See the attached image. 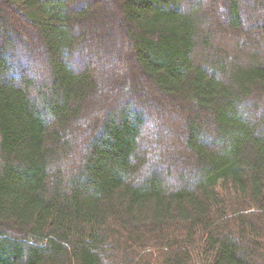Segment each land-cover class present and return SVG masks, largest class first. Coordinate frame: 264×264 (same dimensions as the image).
I'll list each match as a JSON object with an SVG mask.
<instances>
[{
	"label": "trees",
	"instance_id": "trees-1",
	"mask_svg": "<svg viewBox=\"0 0 264 264\" xmlns=\"http://www.w3.org/2000/svg\"><path fill=\"white\" fill-rule=\"evenodd\" d=\"M261 17L0 0V264H264Z\"/></svg>",
	"mask_w": 264,
	"mask_h": 264
},
{
	"label": "rangeland",
	"instance_id": "rangeland-1",
	"mask_svg": "<svg viewBox=\"0 0 264 264\" xmlns=\"http://www.w3.org/2000/svg\"><path fill=\"white\" fill-rule=\"evenodd\" d=\"M262 19H264L263 17H261ZM261 23H262V20H261ZM228 33V35H226V37H224V38H222V40H220V41H227V43L228 44H231V45H233V43H234V39H237L238 41H239V38L238 37H236V35L234 34V32H232V31H227ZM255 41H257V42H259L260 43V40L259 39H257V38H255ZM82 58V57H81ZM80 58V59H81ZM82 63V62H81ZM81 63L80 62H77L76 63V65L78 66V67H80L81 66ZM177 116H175V117H173V119H175ZM178 118V117H177ZM174 144V143H173ZM174 147H176V144H174L173 145ZM171 158H173V157H171ZM188 169H190L189 168V166L186 168V169H184V168H182V169H180L179 171H174L175 169H173L172 168V170L174 171L173 173H174V175H176V174H179V172L180 173H182V174H184V173H186V171H188ZM184 170V171H183ZM186 175V174H185ZM187 176H189L188 175V173H187ZM224 193H223V191H221V195H223ZM229 194V193H228ZM247 211V210H246ZM245 211V213L247 214V213H249V212H246ZM264 242V241H263Z\"/></svg>",
	"mask_w": 264,
	"mask_h": 264
}]
</instances>
